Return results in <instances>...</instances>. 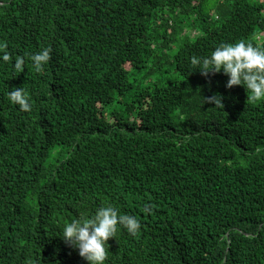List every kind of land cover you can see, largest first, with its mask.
<instances>
[{"label": "trees", "instance_id": "16d2710c", "mask_svg": "<svg viewBox=\"0 0 264 264\" xmlns=\"http://www.w3.org/2000/svg\"><path fill=\"white\" fill-rule=\"evenodd\" d=\"M241 40L264 0H0V264H88L59 235L107 205L142 227L106 264H264V101L191 65Z\"/></svg>", "mask_w": 264, "mask_h": 264}, {"label": "clouds", "instance_id": "9594fccd", "mask_svg": "<svg viewBox=\"0 0 264 264\" xmlns=\"http://www.w3.org/2000/svg\"><path fill=\"white\" fill-rule=\"evenodd\" d=\"M7 49L8 44L0 41V62H12ZM30 60L35 72H42L51 60V49L44 48L31 54ZM25 64L26 57L16 56L12 62L14 72L23 73ZM191 65L192 72L199 71L204 76L222 72L229 78L227 88L243 85L250 93L248 97L251 101H264V47L243 40L238 43H221L209 56H193ZM7 99L11 104L18 105L21 111L32 110L31 97L23 87L13 88L7 93ZM223 101L224 96L221 94L208 98V102L214 103L216 108H224ZM144 211L150 212L151 209L145 206ZM141 227L136 217L119 214L116 207L107 205L97 208L90 218L78 216L64 224L59 236L66 245L78 250L88 264H106L110 238H116L120 228L131 236H137Z\"/></svg>", "mask_w": 264, "mask_h": 264}]
</instances>
